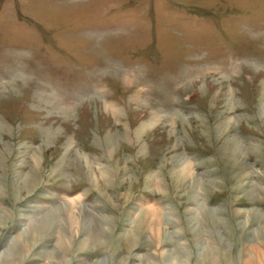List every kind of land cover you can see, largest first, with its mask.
<instances>
[{
	"label": "rangeland",
	"instance_id": "374dc122",
	"mask_svg": "<svg viewBox=\"0 0 264 264\" xmlns=\"http://www.w3.org/2000/svg\"><path fill=\"white\" fill-rule=\"evenodd\" d=\"M257 249L264 0H0V264Z\"/></svg>",
	"mask_w": 264,
	"mask_h": 264
},
{
	"label": "bare ground",
	"instance_id": "6f19581e",
	"mask_svg": "<svg viewBox=\"0 0 264 264\" xmlns=\"http://www.w3.org/2000/svg\"><path fill=\"white\" fill-rule=\"evenodd\" d=\"M80 199H79V197H71V198H69L68 199V208H70L71 210H73V208L75 207V206H77L80 202ZM145 203H147V202H145ZM145 203H143L142 204V207L144 206V207H149L150 205H147V204H145ZM149 209H150V213H154L152 210H151V208L149 207ZM221 219V218H220ZM221 220H223V219H221ZM152 222V221H151ZM153 224V223H152ZM254 241V240H253ZM252 241V242H253ZM252 245V244H251ZM248 246H249V244H248ZM247 249V248H246ZM253 249H255V247L253 246ZM250 250V249H249ZM248 250V251H249ZM251 253V252H250ZM250 253L248 252L247 254L248 255H246V256H249L250 255ZM257 254H258V258L261 260V258L264 256L263 255V253H262V251L261 250H259L258 251V249H257ZM176 257V256H175ZM173 258H174V256H173ZM221 259V258H220ZM220 259H219V261H220ZM245 259V258H244ZM176 260V259H175ZM206 260V259H205ZM214 260H217L218 261V258H215ZM258 260V259H257ZM171 262V261H170ZM173 262L174 261H172V263L171 264H173ZM170 264V263H169ZM175 264V263H174ZM219 264H221L220 262H219ZM260 264V263H259Z\"/></svg>",
	"mask_w": 264,
	"mask_h": 264
}]
</instances>
